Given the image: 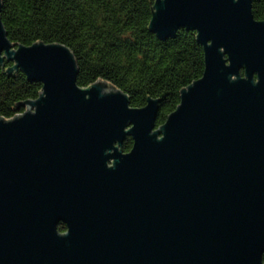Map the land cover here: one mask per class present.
<instances>
[{
    "label": "water",
    "instance_id": "1",
    "mask_svg": "<svg viewBox=\"0 0 264 264\" xmlns=\"http://www.w3.org/2000/svg\"><path fill=\"white\" fill-rule=\"evenodd\" d=\"M252 3L156 0L157 38L193 30L205 53L157 129L160 100L134 108L105 81L78 86L68 47L15 45L0 16V65L43 85L0 117V264H264V21Z\"/></svg>",
    "mask_w": 264,
    "mask_h": 264
},
{
    "label": "trees",
    "instance_id": "2",
    "mask_svg": "<svg viewBox=\"0 0 264 264\" xmlns=\"http://www.w3.org/2000/svg\"><path fill=\"white\" fill-rule=\"evenodd\" d=\"M254 18L264 21V0H252ZM156 0H2L0 12L15 45L59 43L78 65L77 84L105 81L143 108L160 100L156 129L181 103L182 90L202 78L205 53L193 30L180 29L161 41L150 30ZM13 62L0 65V117L12 119L26 111L43 85L30 82ZM243 72V71H242ZM155 129V130H156ZM133 139L122 147L129 151ZM264 260V258H263Z\"/></svg>",
    "mask_w": 264,
    "mask_h": 264
},
{
    "label": "flooded vegetation",
    "instance_id": "3",
    "mask_svg": "<svg viewBox=\"0 0 264 264\" xmlns=\"http://www.w3.org/2000/svg\"><path fill=\"white\" fill-rule=\"evenodd\" d=\"M120 149L122 150L123 153H127L131 150L130 149L129 151H126L123 147H121ZM58 229H59V232L61 233L67 232V227L65 225H60Z\"/></svg>",
    "mask_w": 264,
    "mask_h": 264
},
{
    "label": "rangeland",
    "instance_id": "4",
    "mask_svg": "<svg viewBox=\"0 0 264 264\" xmlns=\"http://www.w3.org/2000/svg\"><path fill=\"white\" fill-rule=\"evenodd\" d=\"M113 165V162L111 161L110 163H109V166H112Z\"/></svg>",
    "mask_w": 264,
    "mask_h": 264
}]
</instances>
